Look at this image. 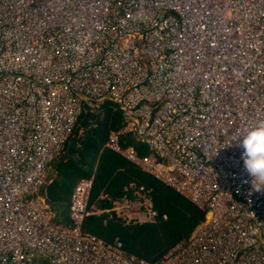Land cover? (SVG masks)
Returning a JSON list of instances; mask_svg holds the SVG:
<instances>
[{
	"label": "built area",
	"instance_id": "2783aa9c",
	"mask_svg": "<svg viewBox=\"0 0 264 264\" xmlns=\"http://www.w3.org/2000/svg\"><path fill=\"white\" fill-rule=\"evenodd\" d=\"M119 106L120 153L203 212L156 264H264V187L242 137L264 121V0H0V264H151L121 241L82 234L93 179L72 195V226L39 195L86 107ZM130 134L152 154L121 150ZM114 212L157 213L131 184Z\"/></svg>",
	"mask_w": 264,
	"mask_h": 264
},
{
	"label": "trees",
	"instance_id": "16d2710c",
	"mask_svg": "<svg viewBox=\"0 0 264 264\" xmlns=\"http://www.w3.org/2000/svg\"><path fill=\"white\" fill-rule=\"evenodd\" d=\"M87 113L83 111L62 151V154H68L67 158L53 168L56 174L46 189L47 202L58 208L61 224L72 226L69 212L75 188L82 180L93 179L90 215L81 226L82 234L96 236L106 243L119 240L128 254L151 264L159 263L174 247L191 238L205 221V212L172 187L107 147L111 135L125 127L124 116L112 101L90 108L91 115L81 129L77 146L69 149L76 129ZM119 147L121 150L132 148L141 159L152 154L146 144L130 134L119 136ZM131 184L143 187L151 198L153 210L157 213L153 223H128L114 212L116 202L136 198L133 191L127 190Z\"/></svg>",
	"mask_w": 264,
	"mask_h": 264
},
{
	"label": "clouds",
	"instance_id": "9594fccd",
	"mask_svg": "<svg viewBox=\"0 0 264 264\" xmlns=\"http://www.w3.org/2000/svg\"><path fill=\"white\" fill-rule=\"evenodd\" d=\"M242 159L247 172L253 178L255 190L264 187V121L249 128L242 137Z\"/></svg>",
	"mask_w": 264,
	"mask_h": 264
},
{
	"label": "water",
	"instance_id": "95a60500",
	"mask_svg": "<svg viewBox=\"0 0 264 264\" xmlns=\"http://www.w3.org/2000/svg\"><path fill=\"white\" fill-rule=\"evenodd\" d=\"M85 110L88 112L87 115H86V118L82 121L81 125L79 127H77L76 133H75V138L73 139L69 149L71 147L75 148L77 146L78 136H79V134L81 132V129H82L83 126H85L87 124V119L91 115L90 109L88 107H86ZM67 156H68V154H62L61 157L59 159H57L56 162L54 163V167L57 166L58 164H61L63 162V160L67 158ZM52 173H54V171H52ZM46 188H47V184H44L42 186V190H41L42 193H45Z\"/></svg>",
	"mask_w": 264,
	"mask_h": 264
},
{
	"label": "crops",
	"instance_id": "0c3cea01",
	"mask_svg": "<svg viewBox=\"0 0 264 264\" xmlns=\"http://www.w3.org/2000/svg\"><path fill=\"white\" fill-rule=\"evenodd\" d=\"M49 173H50V176H55V171L54 170H50L49 169ZM52 171H54V173H52ZM49 173H48V175H49ZM53 177H51V178H53ZM51 178L48 180V181H46L45 182V184H47V187L51 184V182H52V180H51ZM47 189V188H46ZM41 190H42V188H41ZM40 190V193H39V195L41 196V197H43L46 201H47V199H46V190H45V193H42V191ZM43 194H45V195H43ZM71 203H72V199H71ZM51 206V205H50ZM52 207V206H51ZM70 208H71V206H70ZM52 209V212H53V217H52V219H53V223L54 224H59V225H63V226H66V225H64V224H61L60 222V217H59V214H58V208L57 207H52L51 208ZM70 213V212H69ZM70 219H71V215H70ZM58 221V222H57ZM72 225V224H71ZM66 227H69V225L68 226H66Z\"/></svg>",
	"mask_w": 264,
	"mask_h": 264
},
{
	"label": "rangeland",
	"instance_id": "374dc122",
	"mask_svg": "<svg viewBox=\"0 0 264 264\" xmlns=\"http://www.w3.org/2000/svg\"><path fill=\"white\" fill-rule=\"evenodd\" d=\"M53 168H54V166L52 165V166H50L49 169H50V170H54ZM49 172H50V171H48V173H49ZM51 177H53V176H50V173H49V175L47 174L46 181H48ZM78 183H79V182H78ZM78 183H77V184H78ZM43 195H45V194H43Z\"/></svg>",
	"mask_w": 264,
	"mask_h": 264
}]
</instances>
